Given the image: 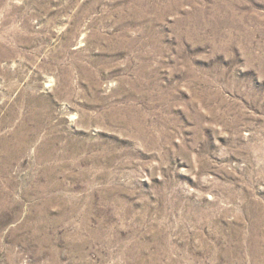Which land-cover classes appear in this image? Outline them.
<instances>
[{"label": "rangeland", "instance_id": "obj_1", "mask_svg": "<svg viewBox=\"0 0 264 264\" xmlns=\"http://www.w3.org/2000/svg\"><path fill=\"white\" fill-rule=\"evenodd\" d=\"M0 264H264V0H0Z\"/></svg>", "mask_w": 264, "mask_h": 264}]
</instances>
